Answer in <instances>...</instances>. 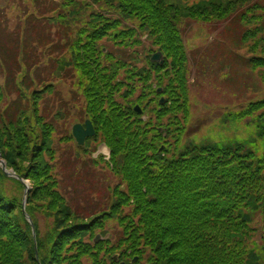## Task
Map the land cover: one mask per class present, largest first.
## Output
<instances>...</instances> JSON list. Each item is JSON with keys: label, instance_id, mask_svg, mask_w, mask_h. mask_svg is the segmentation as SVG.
Returning a JSON list of instances; mask_svg holds the SVG:
<instances>
[{"label": "trees", "instance_id": "1", "mask_svg": "<svg viewBox=\"0 0 264 264\" xmlns=\"http://www.w3.org/2000/svg\"><path fill=\"white\" fill-rule=\"evenodd\" d=\"M10 1L25 14L14 29L0 14V152L31 185L36 233L26 187L0 168V264H118L115 254L126 264H264V99L222 117L244 122L247 137L181 145L189 54L221 71L229 61L223 91L253 87L254 74L264 85V0ZM192 30L214 34L211 50L190 48ZM156 51L163 65L151 63ZM65 78L110 162L69 138L53 146L70 112L55 97ZM153 83L164 87L161 109ZM141 103L172 138L162 153L156 127L132 110ZM98 234L111 237L94 244Z\"/></svg>", "mask_w": 264, "mask_h": 264}, {"label": "rangeland", "instance_id": "2", "mask_svg": "<svg viewBox=\"0 0 264 264\" xmlns=\"http://www.w3.org/2000/svg\"><path fill=\"white\" fill-rule=\"evenodd\" d=\"M193 0H186L187 2H190ZM12 1L10 0H0V14L3 15L6 13L7 17V23H8V27L10 29H14L16 27H18L17 25H19V14L21 11L15 9L17 6L12 5L11 3ZM182 2V1H181ZM196 0H194L193 3H195ZM183 3V2H182ZM26 4H30V8L32 7L33 3L32 2H28L27 0L23 1L21 3V7L26 5ZM185 5V4H184ZM24 12H21V16L24 15ZM20 16V17H21ZM195 30H192L189 33V43L191 48H197L198 45L199 47H204V49L202 51H205L208 49V43L205 44H201L200 40L204 39L201 36H197L194 37L195 35ZM29 35L31 37H33V32L31 31V29L29 30ZM32 39V38H31ZM192 54H189V70H190V75H191V81H194L193 85L191 86L192 88V92H193V97H195V101H193V106H192V117L190 120V124L188 127V131L186 133V136L184 138V142H187V139L192 140V138L196 141V142H204V141H214V140H220L221 138H225V139H241V138H245L247 137V135H249V131L248 129L244 128L241 126V128L239 130H233V131H229V132H225V130L227 128H229V126H225L226 124H232L233 121H230L226 124H222L224 127H220L218 124H216V121H220V118L223 117L224 115V108L226 106H229L231 104H239V103H244L246 102L244 100L245 98V94L241 95L239 94L237 96L238 100L235 102V100L233 99L234 94L231 92L229 94V99L226 100L225 98H223V95L217 91V88H215V83H216V78L213 77L211 80H209L207 83L205 81V79H208L210 77V74H206L205 72L209 70V66L210 64L207 62L203 65V67L201 66V64L203 63V61L199 58L197 61L193 60ZM225 63L230 64L229 61H226ZM201 66V67H200ZM233 66V65H232ZM203 68V72H201V69ZM200 69V72H199ZM216 67H212L211 71L215 70ZM65 68L62 66V71H64ZM221 71L220 69L218 70V72ZM226 69L221 71V74L223 77L228 76L226 75ZM3 80L2 78H0V85L2 84ZM200 82H204L206 85H204L205 91L202 93L203 88L201 87V83ZM61 84L59 85V87L56 89L57 93L55 94V97H61L62 100H64L65 102L68 103V106L72 105V101L74 102H78L82 99V95L80 92V89H78L76 86V80H70L68 78L62 79ZM257 85H259V83H257ZM264 89V85L260 84V88ZM261 88V89H262ZM262 89V90H263ZM238 94V93H237ZM262 96L261 98H264V90L262 91ZM255 98H257V95H253ZM48 102L53 105V98L48 99ZM46 103V104H49ZM224 106V107H223ZM50 108H53L52 106L49 105ZM238 108V107H237ZM69 117L73 118V110H71ZM238 121H234L235 124H237ZM73 123V121H70V119H65L64 120V124L63 125V133L61 132V134L59 136H53V146L56 148H59V142L57 143V139H65L68 138L70 130H71V124ZM233 127V126H231ZM57 138V139H56ZM55 142V144H54ZM73 142V141H72ZM93 145L92 142L88 143L87 147H84L83 149H90V147ZM0 159L2 161V163L5 166V174L7 176L11 175V176H17L19 178V176L17 174H15V171L12 168H9L7 162L5 160H3L2 158V153L0 152ZM15 166V165H14ZM26 166H29V163H26ZM17 168V167H16ZM9 174V175H8ZM20 179V178H19ZM22 180V179H20ZM23 184L26 188L23 194V201L22 203L25 204V199L27 198L29 192L26 195V191L29 190V182L28 181H23ZM8 184V185H7ZM5 185V187L7 188H13V186L10 183H7ZM31 189V187H30ZM45 201V205H48L49 202ZM27 205V204H26ZM51 206H49V209H52V215H54V213L56 212V206L50 204ZM51 213V212H50ZM43 221L40 222V226H42ZM256 229V227H255Z\"/></svg>", "mask_w": 264, "mask_h": 264}, {"label": "water", "instance_id": "3", "mask_svg": "<svg viewBox=\"0 0 264 264\" xmlns=\"http://www.w3.org/2000/svg\"><path fill=\"white\" fill-rule=\"evenodd\" d=\"M153 60L154 61H159L160 60V56L159 55L154 56ZM92 134H93L92 127H91V125L89 123L86 124V131L81 126H75L74 129H73V135L76 137V140H77V142L79 144H83L85 137L91 136ZM106 153H108L107 150H106ZM0 165H1L2 169L5 171V166L2 163L1 159H0ZM27 193H28V190L26 191V195H27ZM26 217H27V219H29L27 215H26ZM30 225H31L32 230H33V235L35 236L33 225H32L31 222H30ZM96 240H99V237H97L95 239V241Z\"/></svg>", "mask_w": 264, "mask_h": 264}]
</instances>
